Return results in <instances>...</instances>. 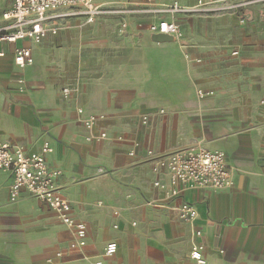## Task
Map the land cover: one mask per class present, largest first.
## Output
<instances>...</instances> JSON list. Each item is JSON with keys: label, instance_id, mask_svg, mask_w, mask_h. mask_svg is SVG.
I'll use <instances>...</instances> for the list:
<instances>
[{"label": "crops", "instance_id": "0c3cea01", "mask_svg": "<svg viewBox=\"0 0 264 264\" xmlns=\"http://www.w3.org/2000/svg\"><path fill=\"white\" fill-rule=\"evenodd\" d=\"M12 4L0 0V27ZM178 19L182 40L154 41L149 15L101 14L91 23L64 18L41 43L0 42V142L31 152L49 140L48 163L62 171L58 188L88 227L85 248L70 249L73 233L55 212L26 190L11 202L13 174L0 171V264H42L48 238L32 232L40 211L51 212L66 236L67 248L51 257L63 264H89L83 253L100 256L112 241L118 251L104 264H198L194 242L204 244L206 264H264V2L243 14ZM22 46L34 57L23 69L14 61ZM64 87L74 89L69 98ZM199 89L214 93L200 98ZM78 106L105 115L95 132L110 139L86 140ZM196 144L227 153L234 185L168 198L155 186L168 176L153 172L147 150L166 155ZM183 202L196 207L194 221L180 218ZM15 226L24 232L15 236Z\"/></svg>", "mask_w": 264, "mask_h": 264}, {"label": "built area", "instance_id": "2783aa9c", "mask_svg": "<svg viewBox=\"0 0 264 264\" xmlns=\"http://www.w3.org/2000/svg\"><path fill=\"white\" fill-rule=\"evenodd\" d=\"M263 2L264 0H196L193 3H183L180 0H13L11 8L3 13L9 23L0 27V42L32 40L41 43L47 36L58 33L61 28L60 20L64 18L84 16L86 22L91 23L101 14L149 15L153 17L148 25L153 34H167L182 40L184 32L178 19L180 15H217L227 12L243 14L249 6ZM241 21L244 22L245 18L242 17ZM127 26L128 22H123L121 31L126 30ZM236 53L237 51L234 52ZM186 57H189L188 54ZM14 61L21 69L32 65L34 57L31 48L17 47ZM19 83L22 88L26 86L23 78L19 79ZM73 90L71 87H64V97L69 98ZM197 93L200 98H204L214 92L199 89ZM77 112L87 130V141L100 142L110 139L105 130L95 132L98 122L105 119L104 114L86 112L81 106L77 107ZM160 112L164 113L165 109L162 108ZM147 120L148 117L144 116L143 122L146 123ZM124 139L123 135L117 136L119 141ZM52 151L49 140L44 141L39 150L31 152L19 144L0 142V171L13 174L10 186L11 201H17L26 190L44 202L72 231L74 241L70 249L83 250L87 245L88 227L73 216L71 201L58 188L56 180L62 171L49 165L47 156ZM130 155L135 156L136 151L131 150ZM147 156L152 160L154 173L163 172L168 176L167 182L155 181V186L163 190L168 198H180L188 189H225L235 183L227 153L221 149H208L196 144L166 155H157L149 149ZM99 204L103 203L100 201ZM178 211L184 221L192 222L198 217L196 207L189 202H183ZM115 214L118 215L119 212L115 211ZM114 227L118 228V225ZM196 234L200 236L202 232L198 230ZM203 250V243L194 242L191 256L198 264L207 263ZM117 251L118 243L112 241L105 246L100 256L83 253V258L89 264H104V260ZM57 256H62V252H58Z\"/></svg>", "mask_w": 264, "mask_h": 264}, {"label": "rangeland", "instance_id": "374dc122", "mask_svg": "<svg viewBox=\"0 0 264 264\" xmlns=\"http://www.w3.org/2000/svg\"><path fill=\"white\" fill-rule=\"evenodd\" d=\"M129 1H140V0H129ZM163 1L170 2L172 0H163ZM182 1H187V0H182ZM20 72H23V71H20ZM23 79H25V78H23ZM161 107H163V106H161ZM5 176H6V174H3V173L0 174V185H2ZM29 195L31 196V194H29ZM99 201L100 200H97L98 206H100ZM11 202L16 203V201H11ZM16 214H18V211H16ZM2 215L3 214H0V219L3 217ZM14 216H15V214H14ZM33 218H34V221H36L37 225L40 224L41 227L38 226L39 228L37 231L36 230L32 231L31 229H33V227H31V226H29V227L27 226L26 228L28 230H30V232L32 231L39 236H42L44 238H48L46 240V242L41 246V250H40L41 255H42V258H41L42 264H63V261L59 262V261H55L54 258L51 259V257L55 254L56 250H59V249L65 250V248H67V242H65L66 236L62 232V228L60 227L59 221L49 211L48 212L47 211H45V212L40 211L39 213H34ZM55 221L57 222V224H55ZM22 225H24V224H22ZM16 227L17 226H15L14 229H16ZM23 227L24 226H18L17 227V231H19V232L15 231V233H16L15 236H19L18 234L24 232ZM15 239H17V238H15ZM49 239H50V241H49ZM68 243H70V242H68Z\"/></svg>", "mask_w": 264, "mask_h": 264}, {"label": "water", "instance_id": "95a60500", "mask_svg": "<svg viewBox=\"0 0 264 264\" xmlns=\"http://www.w3.org/2000/svg\"><path fill=\"white\" fill-rule=\"evenodd\" d=\"M152 39L157 42L162 41H173L175 38L173 36L167 35V34H153Z\"/></svg>", "mask_w": 264, "mask_h": 264}]
</instances>
